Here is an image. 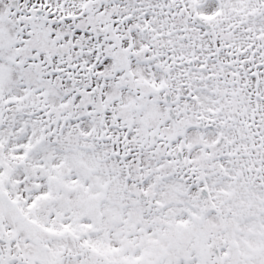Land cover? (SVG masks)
Masks as SVG:
<instances>
[{"label":"snow or ice","instance_id":"6c2138e0","mask_svg":"<svg viewBox=\"0 0 264 264\" xmlns=\"http://www.w3.org/2000/svg\"><path fill=\"white\" fill-rule=\"evenodd\" d=\"M0 264H264V0H0Z\"/></svg>","mask_w":264,"mask_h":264}]
</instances>
